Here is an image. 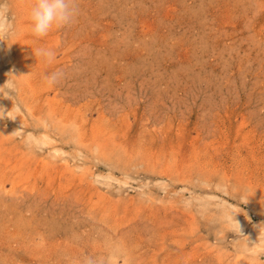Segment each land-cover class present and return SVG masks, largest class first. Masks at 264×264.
<instances>
[{"label":"rangeland","instance_id":"rangeland-1","mask_svg":"<svg viewBox=\"0 0 264 264\" xmlns=\"http://www.w3.org/2000/svg\"><path fill=\"white\" fill-rule=\"evenodd\" d=\"M34 2L0 0V264H264V0H76L42 38Z\"/></svg>","mask_w":264,"mask_h":264},{"label":"clouds","instance_id":"clouds-1","mask_svg":"<svg viewBox=\"0 0 264 264\" xmlns=\"http://www.w3.org/2000/svg\"><path fill=\"white\" fill-rule=\"evenodd\" d=\"M75 3L76 0H35L30 10L33 35L37 38H42L47 36L53 28L64 27L74 22L77 15ZM2 13L3 9L0 8V15ZM11 35L12 30L8 28L7 24L0 23V40L8 38ZM36 54L42 56L48 63H51L55 57V53L49 49H37ZM60 76L61 73L57 71L46 76L45 80L49 85H55ZM8 77L13 79L8 80L6 83L13 84L16 76L10 72ZM237 214L230 215V220L235 225V230L241 233L239 223L234 220Z\"/></svg>","mask_w":264,"mask_h":264},{"label":"bare ground","instance_id":"bare-ground-1","mask_svg":"<svg viewBox=\"0 0 264 264\" xmlns=\"http://www.w3.org/2000/svg\"><path fill=\"white\" fill-rule=\"evenodd\" d=\"M28 17V16H27ZM0 44H1V40H0ZM1 47V46H0ZM23 58V57H22ZM101 138V137H100ZM97 147V146H96ZM200 165V164H199ZM71 194V193H70ZM53 209V208H52ZM52 211V210H51ZM59 211V210H58ZM53 212V211H52ZM47 213V212H46ZM165 226V225H164ZM167 227V226H166ZM165 227V228H166ZM143 229V228H142ZM264 248V247H263ZM102 249V248H101ZM120 249V248H119ZM151 262V261H150Z\"/></svg>","mask_w":264,"mask_h":264}]
</instances>
